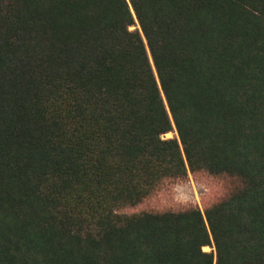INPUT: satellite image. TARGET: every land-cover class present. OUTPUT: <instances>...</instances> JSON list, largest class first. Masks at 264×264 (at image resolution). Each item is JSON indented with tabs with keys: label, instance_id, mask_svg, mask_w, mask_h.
<instances>
[{
	"label": "trees",
	"instance_id": "16d2710c",
	"mask_svg": "<svg viewBox=\"0 0 264 264\" xmlns=\"http://www.w3.org/2000/svg\"><path fill=\"white\" fill-rule=\"evenodd\" d=\"M0 264H264V0H0Z\"/></svg>",
	"mask_w": 264,
	"mask_h": 264
},
{
	"label": "rangeland",
	"instance_id": "374dc122",
	"mask_svg": "<svg viewBox=\"0 0 264 264\" xmlns=\"http://www.w3.org/2000/svg\"><path fill=\"white\" fill-rule=\"evenodd\" d=\"M174 132L165 137H173ZM229 189V182L221 177L200 173L189 174L184 180H166L150 196L133 206L119 209L121 213H136L143 210L166 211L180 210L192 205L204 209L206 204L224 196ZM209 250V247H206Z\"/></svg>",
	"mask_w": 264,
	"mask_h": 264
},
{
	"label": "bare ground",
	"instance_id": "6f19581e",
	"mask_svg": "<svg viewBox=\"0 0 264 264\" xmlns=\"http://www.w3.org/2000/svg\"><path fill=\"white\" fill-rule=\"evenodd\" d=\"M169 134V133H168ZM205 249H206V247H205Z\"/></svg>",
	"mask_w": 264,
	"mask_h": 264
}]
</instances>
